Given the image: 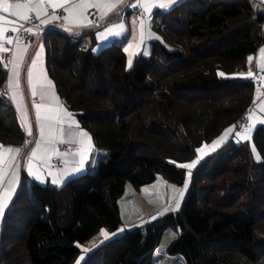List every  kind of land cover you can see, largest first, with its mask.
<instances>
[{
    "label": "trees",
    "instance_id": "1",
    "mask_svg": "<svg viewBox=\"0 0 264 264\" xmlns=\"http://www.w3.org/2000/svg\"><path fill=\"white\" fill-rule=\"evenodd\" d=\"M263 27L264 7L255 0H182L162 13V40L131 69L119 39L93 51L94 30L82 29L92 38L83 48L58 25L46 27L49 75L108 155L62 187L23 176L1 226L0 264H72L80 243L102 227H121L128 183L139 189L161 174L182 185L188 171L172 161L193 159L254 107L253 76L217 73L240 72L264 42ZM4 84L0 74V90ZM251 139L233 136L204 157L179 210L101 244L83 264H151L168 226L180 230L168 251L186 264H264L263 123ZM24 141L14 105L0 93V143Z\"/></svg>",
    "mask_w": 264,
    "mask_h": 264
},
{
    "label": "snow or ice",
    "instance_id": "2",
    "mask_svg": "<svg viewBox=\"0 0 264 264\" xmlns=\"http://www.w3.org/2000/svg\"><path fill=\"white\" fill-rule=\"evenodd\" d=\"M180 0H135V3H129V0H0V53H10L9 60L5 63V67L11 65L8 76V88L11 90V100L15 102V107L20 115L21 126L25 128L28 136L33 135L32 125L28 122L27 108L24 102V94L21 89V73L24 66L27 64V84L32 97L31 106L35 110V125L39 130V138L34 140H25L24 148L28 149L29 145L34 143L27 152L25 161L27 174L35 181L45 182L47 177L51 178V184L62 187L69 182L71 178L78 177L81 173L88 171L86 165L91 161V156L94 152L93 138L89 132L83 130L79 122L75 119V115L69 112L54 91V83L48 78L44 68L45 46L43 43L38 44V50L29 59V44L22 43L20 35L21 30L25 33L35 35L39 41L41 33L48 26H55L57 21H62L59 25L61 29L69 35L79 36L83 28H98L95 21L89 20L88 9L95 8L101 13L100 19H106L110 13L119 12L123 7H131L133 9H142V16L137 21L135 18L132 21L133 39L136 38L137 23L139 25L138 41L133 43L127 41L123 51L127 53V68L133 66V58L139 53L146 39H160L155 37L150 31V23L145 24L146 17L151 16L153 9L158 8L163 11H168L176 6ZM53 11L49 13L48 9ZM56 9H63L65 15L58 16L55 13ZM12 17L13 19H9ZM39 21L32 27H25V24H32L33 20ZM127 29L123 21L112 23L106 26L104 31H97L96 36L99 41H106L111 36L125 37ZM15 35H11V34ZM12 45V47H5ZM96 51V49H93ZM147 54V53H145ZM259 67L264 72V47L259 49ZM249 62L253 61V57L249 56ZM221 78H251L253 73L249 70L248 73L238 72L231 75L220 71L217 73ZM264 80V77H260ZM259 97V89H257ZM39 98L37 102L36 98ZM260 111L264 112V101L259 105ZM253 110L249 109L248 120L251 123H241L232 125L225 129L223 134L216 140L212 141L211 149L222 146L230 138V134L234 129L239 127L241 130L235 132L237 143L241 141H250L254 128L257 122L264 123V120L256 121V117L252 115ZM70 145L68 149L61 152L57 145ZM209 146L205 144L201 148L195 149L197 153L207 155L206 149ZM23 149L16 147H4L0 144V218L5 214V210L9 207L14 196L17 194L20 186V170L21 165L17 162L20 158ZM251 152L255 159L260 160V155L257 152L255 145L251 146ZM107 155L106 153L104 154ZM53 157L59 159V163L63 167H54L51 164ZM202 158L198 155L190 163H181L178 165L181 169L188 170V176L183 182V188H175L176 197H174V207L169 205L159 212L157 216L151 217L155 220L158 216H163L165 213L177 211L180 208L181 200L184 197L185 190L189 187L191 179V170L195 168L199 160ZM93 166H94V162ZM175 164V161H172ZM43 166V167H41ZM45 170L47 177L45 176ZM143 226L142 224L140 225ZM126 228H121L118 231H126ZM105 242L116 236L117 233H108L101 229L100 233ZM175 238V233L172 234ZM96 247L91 249H81L82 252L90 253ZM159 252V250H158ZM81 260H85V256H81L77 261L80 264Z\"/></svg>",
    "mask_w": 264,
    "mask_h": 264
},
{
    "label": "crops",
    "instance_id": "3",
    "mask_svg": "<svg viewBox=\"0 0 264 264\" xmlns=\"http://www.w3.org/2000/svg\"><path fill=\"white\" fill-rule=\"evenodd\" d=\"M181 1L182 0H180V2ZM255 1L257 3H259V4H261L264 7V0H255ZM129 3L130 4L131 3H135V0H129ZM59 10L62 11V16L65 15L63 9H56L55 10L56 15L60 16L58 14V11ZM48 11H49V13H51L53 11V9L49 8ZM117 11L119 12V15L117 14V12L110 13L109 16L106 18V21L105 22H102L101 24H99L98 25V28H87L89 30H94L95 31V36H96L97 31H104L105 27L106 26H110L112 23H119L121 21H123L125 23V27L127 29L126 36L125 37L111 36L106 41H99V40H97V36H96V38H95L96 39V43L97 44H100L101 47L104 46L105 44L113 41V40H116V39H119L118 41L122 45V47L126 46L128 40H131L133 43H136L138 41L139 25L137 23L136 38L133 39L132 21H133L134 18L137 21H139V19L135 17L134 13L127 6L126 7H123L122 10H119L118 9ZM163 12H164L163 10H160L158 8H155V9H153V12H152L151 16L146 17V19H145L146 27L150 23V31H151V33L154 34L155 37H159L160 39H155V38L146 39L145 42H144V44L142 45V47L140 49H137L136 50L139 53L138 55L141 54V55L148 56L150 54V52H151L152 42L153 41H156V40H162V38L159 35V33L157 32V30H158V27L161 26V24H162V13ZM113 17H115L114 20H112ZM88 18H89V16H88ZM9 19H13V18L12 17H9ZM89 20H90V18H89ZM61 23H62V21H57L56 22V25L59 26ZM79 31L82 32V29H79ZM79 36L80 37L77 36L76 40H84L85 42H87L88 44H90L91 36H89V35H82V36L79 35ZM39 43H43L44 44V40H43L42 37H40L39 41L37 40L34 44H29L30 45V47H29V59H28V63L29 64H30V57L32 55H34V53H35L36 50H38V44ZM44 46H45V44H44ZM5 47H9L10 48V47H12V45H5ZM95 47H96V45H95ZM261 47H264V42L262 43V45L260 46V48ZM145 53H147V54H145ZM136 56H134V58ZM252 57H253V61L252 62H249L248 61L247 65L245 67H243V66H239L238 67L239 70H240V72L248 73L249 70H251V72L254 74V73H257L260 70V67H259V58H260L259 50ZM46 58H47V56H46V47H45L44 68H45V72H46L48 78L53 81V79L51 78V76L49 75V72H48V66H47V59ZM134 58H133V60H134ZM127 59H128V56H127ZM10 68H11V65L8 68H6L2 64V62L0 61V74H1L2 77L5 78V84H6L7 88H8V83L7 82H8V76L10 74V72H9V69ZM21 76H22V79H21V89H22V92L24 94V102H25V105H26V108H27V118H28V122L32 125V128H33V135L32 136H28L25 128L23 127L24 128V131H25V140L26 139H28V140H34V139H38L39 138V130H38V128L35 125V110L31 106L32 97H31V94H30L29 86L27 84V64L22 69ZM53 83H54V81H53ZM54 91L56 92V94H57V96L59 98V102L62 103L63 106L66 107L69 112H72L75 115V119L80 124V121H79V119H78L75 111L71 108V106L61 96V94L59 93V91H58L55 83H54ZM8 93H9V98L11 100V90L9 88H8ZM259 93H260V95L258 97L257 93L255 92V95H256L255 96V101L256 102H255L254 107L252 108V110H253L252 115L256 116V118L261 121V120H264V112H261L260 111L259 105H260V103L262 101H264V94H263V92L260 89H259ZM36 100H37V102H39V98L38 97L36 98ZM11 102L14 105V108L16 110L15 102L12 101V100H11ZM16 112H17V110H16ZM17 114H18L19 119H20V115H19L18 112H17ZM80 126H81V124H80ZM81 128L83 130L89 132L84 127L81 126ZM89 134H90V132H89ZM93 143H94V141H93ZM24 144H25V141H24V143L22 145H3L2 144L4 147H16V148L23 149V152H22L20 158L17 161L21 165V170H20V185H21V181H22L23 176L28 181L34 180L32 177L28 176V174H27V169H26L25 161H26V158H27V152L30 150L31 147H34L35 145L33 143V144L29 145V148L28 149H25L24 148ZM65 146L66 147L64 149H60V148H58V145H57V148H58L59 151L63 152L66 149H68L69 147H71L70 145H65ZM94 146H95L94 147V152H93V154H92V156L90 158L91 161L94 162V166H93V163L92 162H89L86 165V167L88 169L87 172L94 171L96 169L97 165L99 164V162L101 160H104L107 157V155H108V150L107 149L97 147L95 144H94ZM105 153L107 154L106 156L104 155ZM58 162H59V159L56 158V157H53V159L51 161V164L54 167H63L62 164H59L58 165L57 164ZM41 167H43V166H41ZM81 174H84V173H81ZM45 176L47 177L46 170H45ZM37 182H39V181H37ZM39 183H41V182H39ZM48 183L51 184V178L50 177H47V179L45 180V182H43L41 184H48ZM7 209L5 210V213H6ZM4 216H5V214H4ZM4 216L2 218H0V234H1V226H2V223H3V220H4Z\"/></svg>",
    "mask_w": 264,
    "mask_h": 264
},
{
    "label": "rangeland",
    "instance_id": "4",
    "mask_svg": "<svg viewBox=\"0 0 264 264\" xmlns=\"http://www.w3.org/2000/svg\"><path fill=\"white\" fill-rule=\"evenodd\" d=\"M95 38H96V36H95ZM78 42L81 43V46L83 48H87L89 46V44L87 42H85L84 40H79ZM100 48H101L100 44L96 43V47L94 49H100ZM260 90L264 94V89H260ZM256 93H257V90H256ZM248 115L249 114H246L245 116L248 117ZM256 121H260V120H258L256 118ZM258 124H259V122L256 123L255 128L257 127ZM230 126H228L227 128H229ZM227 128H225V129H227ZM224 130L219 135H217L212 141L216 140L219 136H221L223 134ZM236 131H238V130L234 129V132L232 134H230L229 140L234 136V139L237 141V137L235 136ZM251 138H252V136H251ZM212 141L208 142V143H204L198 148H201L205 144H207L209 147L206 149V152H207V155H209V154L213 153L214 151L218 150L219 148L223 147L224 144L226 143L225 142L222 146L216 148L215 150H212L211 149ZM198 155L202 156V158L199 160V162L204 157L207 156V155H204L202 153H197L193 159H196ZM193 159H191L189 161H185V162H176V163H177V165H179L181 163H190ZM187 176H188V173H187ZM191 176H192V174H191ZM190 184H191V179H190L189 187L184 192V197L181 200L180 208H181L182 203L184 201V198H185V196H186V194L190 188ZM173 186H175V188H183V184L178 185L172 181H169L168 179H166L161 174L158 175L157 179L154 182L146 184V185L140 187L139 189L133 187L130 183H128L126 193L124 194V196L120 200L123 223L119 229L126 228L127 230H131L135 227H138L141 224H145L147 222L154 221V220H151V217L157 216V214L159 212L163 211V209L168 207L169 205H172L174 207V199L173 198L176 197L177 194L174 191ZM159 217L160 216H158V218ZM101 229L106 230L110 234L111 233H117V235L123 234L127 231L126 230L123 232H119L118 231L119 229L113 230V229H110L107 227H102ZM101 229L95 235H93L89 240H87L84 243H80L79 244L80 248L81 249H91V248H93L94 245L99 247L101 244L107 242V241H105V242L101 243L104 240L103 236L100 234ZM173 233L176 234L175 238L178 237V235L180 233L179 228H176L174 226H168L164 230L163 235L160 239V242H159L157 248L155 249V251L153 252L151 264H186L183 254H181V253L171 254L168 251L169 245L175 239V238H173V235H172ZM116 236L112 237L110 240H112ZM110 240H108V241H110ZM158 250H159V252H158ZM90 253H85V252H82V250H80L78 255L76 256V258L73 260L72 264H77V261L79 260V258L82 255L85 256V260H86ZM85 260H81L80 264H83Z\"/></svg>",
    "mask_w": 264,
    "mask_h": 264
},
{
    "label": "built area",
    "instance_id": "5",
    "mask_svg": "<svg viewBox=\"0 0 264 264\" xmlns=\"http://www.w3.org/2000/svg\"><path fill=\"white\" fill-rule=\"evenodd\" d=\"M129 8L135 14L136 18H138V19L141 18L142 11H143L142 9H139V8L133 9L131 7H129ZM58 14L60 16H62V11L59 10ZM88 16H89L90 20L95 21L97 23V25L106 21V19H104V20L100 19L101 13L95 8H90L88 10ZM35 24H39V21L34 19L32 24H25V27H32ZM11 35H15V34H11ZM20 35L22 37V43L34 44L37 41V37L35 35L25 33V32H23V30H21ZM10 55L11 54L8 52L0 53V61L2 62L3 65H5V63L9 60ZM9 66H10V64L8 65V67ZM260 77H264V72H262L261 70L258 73L253 75L252 80H253L256 88H263L264 89V80H261ZM0 93L5 97H9L8 88H7L6 84H4V86L1 88ZM241 123L247 124V123H250V121L248 120L247 116H244L242 119H240L238 121L237 125H239ZM237 129H238V131L241 130L239 127H237ZM65 147L66 146L63 144L58 145V148H60V149H64ZM57 164L59 165L60 163L58 162Z\"/></svg>",
    "mask_w": 264,
    "mask_h": 264
}]
</instances>
